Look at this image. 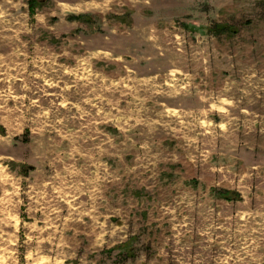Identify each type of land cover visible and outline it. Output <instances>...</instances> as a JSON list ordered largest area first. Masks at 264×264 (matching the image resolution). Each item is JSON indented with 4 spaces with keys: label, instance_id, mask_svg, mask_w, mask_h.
<instances>
[{
    "label": "rangeland",
    "instance_id": "obj_1",
    "mask_svg": "<svg viewBox=\"0 0 264 264\" xmlns=\"http://www.w3.org/2000/svg\"><path fill=\"white\" fill-rule=\"evenodd\" d=\"M0 264H264V0H0Z\"/></svg>",
    "mask_w": 264,
    "mask_h": 264
},
{
    "label": "trees",
    "instance_id": "obj_2",
    "mask_svg": "<svg viewBox=\"0 0 264 264\" xmlns=\"http://www.w3.org/2000/svg\"><path fill=\"white\" fill-rule=\"evenodd\" d=\"M82 18H84V16H82Z\"/></svg>",
    "mask_w": 264,
    "mask_h": 264
}]
</instances>
